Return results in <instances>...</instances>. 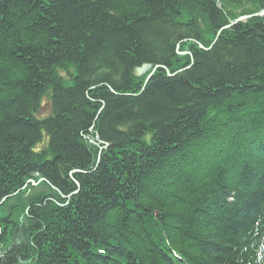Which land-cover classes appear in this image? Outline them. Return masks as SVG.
Wrapping results in <instances>:
<instances>
[{
	"label": "trees",
	"instance_id": "obj_1",
	"mask_svg": "<svg viewBox=\"0 0 264 264\" xmlns=\"http://www.w3.org/2000/svg\"><path fill=\"white\" fill-rule=\"evenodd\" d=\"M260 10L0 0V264H264Z\"/></svg>",
	"mask_w": 264,
	"mask_h": 264
},
{
	"label": "rangeland",
	"instance_id": "obj_2",
	"mask_svg": "<svg viewBox=\"0 0 264 264\" xmlns=\"http://www.w3.org/2000/svg\"><path fill=\"white\" fill-rule=\"evenodd\" d=\"M222 3L223 2H219L220 6H222ZM225 6H226L227 11L234 13V14L241 13L243 8H247V9L252 8L250 4H246L245 6L241 7V6L236 5L233 2H225ZM256 13H258V12H256ZM253 14H255V13H253ZM253 14L251 13V14H245L242 16H238L233 21H235L238 18H240L239 21L245 20L248 17L252 16ZM71 71H72V69H71ZM47 112H48V100L45 99L43 102V106L41 107V109L39 111V115L46 114ZM45 141H46V138H45ZM33 182H35V181H33ZM35 185H33V186H35ZM40 189L45 190L43 187L41 188L40 186H38L37 188H30L25 195L13 196L12 198H10L7 205L0 209V216H3L6 213H9V216L11 217L12 220H14V221L21 220L23 218L22 206L24 205L27 196L31 195L34 192H38ZM12 205H14V207L11 208ZM9 225H11V224H9ZM13 264H36V263L33 259H26V260H19Z\"/></svg>",
	"mask_w": 264,
	"mask_h": 264
},
{
	"label": "water",
	"instance_id": "obj_3",
	"mask_svg": "<svg viewBox=\"0 0 264 264\" xmlns=\"http://www.w3.org/2000/svg\"><path fill=\"white\" fill-rule=\"evenodd\" d=\"M263 14H264V10H261L260 12L255 13V14H253V15H260V16H261V15H263ZM239 20H240V18L236 19V20L233 21L232 23H235V22H237V21H239ZM232 23L226 25V27L230 26ZM200 47H201L202 49H204V47H203L202 45H200ZM147 67H148L147 65H143L141 68H139V69L136 71V73H142ZM151 74H152V72L147 76V78H146V80H145V83L148 81V79H149V77L151 76ZM178 77H179V79H180L182 82H187V79H186V76H185V73H184V72L179 73ZM40 181H45V180H44V178H40L37 182H31V184H32V185H35V184H37V183L40 182ZM29 182H30V181L28 180L27 183H26L24 186H26ZM7 197H8V196H6L5 198H7ZM0 203H1V202H0ZM0 230H1V229H0Z\"/></svg>",
	"mask_w": 264,
	"mask_h": 264
}]
</instances>
